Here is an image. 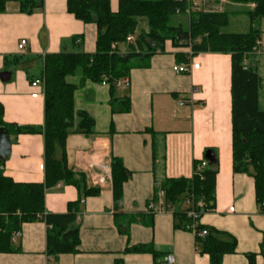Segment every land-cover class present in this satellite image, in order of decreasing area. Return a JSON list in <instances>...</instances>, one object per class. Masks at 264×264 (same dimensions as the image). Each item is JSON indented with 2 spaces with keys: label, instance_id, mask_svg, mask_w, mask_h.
<instances>
[{
  "label": "crops",
  "instance_id": "1",
  "mask_svg": "<svg viewBox=\"0 0 264 264\" xmlns=\"http://www.w3.org/2000/svg\"><path fill=\"white\" fill-rule=\"evenodd\" d=\"M67 1L43 0L31 13L21 11L19 1H9L0 13V104L10 125L43 126L45 85L32 82L42 78L48 54L96 52V24L77 19L68 11ZM109 1L117 12L119 0ZM211 1L236 5L230 0H210L202 6ZM22 39L27 46L20 50ZM260 39L264 41V33ZM134 46L127 41L118 51L134 53ZM135 51L127 76L130 86L117 88L113 95L109 83L83 79L80 74L67 78L77 86L75 110L87 111L95 120L94 134L71 131L68 135V167L84 173L89 164L101 163L106 153L120 159L130 176L117 208L112 185L95 187L98 193L83 195L79 203L73 225L79 236L76 252L50 254L48 226L36 219L22 224L13 237L19 250L0 253V264H165L169 253L176 264H210L209 256L197 250L195 234L179 226L173 210L148 209L158 200L156 193L161 192L158 187L164 179L192 177L196 161L210 163L205 158L208 149L218 160L216 204L200 223L236 238V252L226 254L223 264H250L251 254L255 264H264V211L256 199L255 181L233 169L231 54L193 52L195 65L180 73L173 67L183 63L178 54L188 56L189 48L167 41L163 51L147 47ZM246 58L261 79V106L264 53ZM3 72L8 76L2 79ZM112 98L117 111L112 110ZM181 100L184 105L179 104ZM6 134L11 152L0 159L5 175L16 182H43V133ZM78 199L76 186L60 182L47 189L44 213H66L69 203ZM140 245L148 249L128 250Z\"/></svg>",
  "mask_w": 264,
  "mask_h": 264
},
{
  "label": "trees",
  "instance_id": "2",
  "mask_svg": "<svg viewBox=\"0 0 264 264\" xmlns=\"http://www.w3.org/2000/svg\"><path fill=\"white\" fill-rule=\"evenodd\" d=\"M9 1H19L21 11L31 13L43 5V0H0V13ZM233 4H255L254 8L232 10H190L188 0H119V9L114 12L109 0H68L67 8L77 19L97 26L96 52H60L46 56L42 78L45 85L44 124L41 127L13 126L4 120V107L0 104V128L9 134L41 132L44 135L43 182H16L5 175L0 168V253L19 250L13 244V237L25 222H31L45 212L47 189L60 182L72 184L80 192V199L70 202L66 213H46L48 252L53 255L73 253L79 244L78 230L75 228L81 197L97 194L99 189L88 187L81 172L68 167L65 150L66 140L71 131L85 135L95 133V120L84 110H75L77 86L68 81L69 76L80 74L83 79L101 82L108 78L113 95L116 81L127 77L132 68V57L136 49L145 47L153 51H163L170 41L174 47L189 48L194 53L220 52L232 57V125H233V169L254 178L256 199L264 211V109L260 106L261 79L258 72L245 68L246 54L254 49L261 38V30L255 23L264 18V0H230ZM246 13L251 25L245 33H228L223 29L230 23L231 14ZM183 14L188 18V27L171 24V17ZM147 18L148 30L138 32L139 19ZM134 35L132 52L127 55L118 51L127 37ZM115 45V47H113ZM137 47V48H135ZM183 62L188 61L185 52L178 54ZM116 98H112V110L117 111ZM209 150V149H208ZM207 151V150H206ZM217 159V158H216ZM2 163V161H1ZM196 161L192 177L166 178L158 191L164 193V203L172 208L179 220V226L188 229L192 218L188 211L196 208L206 213L215 208L216 177L218 160L215 164L199 169ZM112 187L116 208L121 200L124 183L130 173L118 158H112ZM159 198V192L156 193ZM191 199L193 204L186 206ZM203 200L206 207H197ZM201 215V217H202ZM119 229L122 225L119 224ZM207 230L200 236L195 233L197 250L207 254L210 264H223L226 254L235 253L236 238L228 232L197 226V231ZM145 246L128 248L145 251ZM250 264H255L254 255H249ZM116 264H122L117 262Z\"/></svg>",
  "mask_w": 264,
  "mask_h": 264
},
{
  "label": "built area",
  "instance_id": "3",
  "mask_svg": "<svg viewBox=\"0 0 264 264\" xmlns=\"http://www.w3.org/2000/svg\"><path fill=\"white\" fill-rule=\"evenodd\" d=\"M191 4L190 10H200L203 9L202 2L203 1H210V0H188ZM251 8L255 7V4H249ZM136 40V37L134 35H129L127 37V41L132 43ZM27 46V40L22 39L18 45L19 49L22 50ZM115 47V45H113ZM258 53H264V41L262 39H258L256 46L254 49L250 52H248L246 55L250 54H258ZM193 51L190 49L188 53V61L183 62L181 64L175 65L173 67L174 71L176 72H189L190 69L195 65L192 60ZM246 56V57H247ZM244 59V65L245 68L248 67L247 58ZM40 83L44 84L43 78H37L35 81L32 82V85L36 86ZM103 84H107L108 78H105L102 81ZM130 86V79L129 77H124L122 79H119L116 81V88L124 89L128 88ZM180 105H184L185 101L181 100L179 102ZM111 162L112 159L109 158L108 153H106V156L103 161L99 164L91 163L84 169V176L86 180L87 186L90 187H105L108 185H112V169H111ZM208 166V162L203 160L201 161L199 169L205 168ZM193 204V201L191 199H187L185 201L186 206H191ZM197 207H206V203L203 200H200L197 203ZM264 207V205H263ZM148 209L151 211H164V210H172V208L167 207L164 203V193L161 191L159 193V198L157 201L151 202L148 206ZM202 213L199 212L196 208H192L188 211V216L192 218V223L188 226V229L192 231L194 234L197 233L200 236H204L207 234V230L203 229L202 231H197V226L200 225V219H201ZM46 213H41L38 215V218L41 220H45ZM165 264H176V258L173 254L169 253L165 256L164 259Z\"/></svg>",
  "mask_w": 264,
  "mask_h": 264
},
{
  "label": "rangeland",
  "instance_id": "4",
  "mask_svg": "<svg viewBox=\"0 0 264 264\" xmlns=\"http://www.w3.org/2000/svg\"><path fill=\"white\" fill-rule=\"evenodd\" d=\"M204 9L206 10H214V9H219V8H232V10H241V9H247L251 8L250 5L248 4H236V5H226V3L222 2H216V1H211V2H205L203 5ZM171 24H182L184 27H188V18L186 15L179 14V15H174L171 17L170 20ZM251 25L250 19L246 13L239 12L236 14H231L230 16V23L227 27L223 29L224 32L228 33H245L249 30ZM255 27L260 28L261 33H264V18L260 20L259 22L254 24ZM148 29V21L147 18H140L139 19V29L138 32L140 33L141 30H147ZM261 108H264V101L262 97V103H261Z\"/></svg>",
  "mask_w": 264,
  "mask_h": 264
},
{
  "label": "water",
  "instance_id": "5",
  "mask_svg": "<svg viewBox=\"0 0 264 264\" xmlns=\"http://www.w3.org/2000/svg\"><path fill=\"white\" fill-rule=\"evenodd\" d=\"M8 76L7 72H3L1 74L2 79ZM11 152V140L8 137V135L6 134V128L5 127H1L0 128V159H5L9 156ZM205 158L211 163V164H215L217 159L216 156L214 154V152L209 149L206 151L205 154Z\"/></svg>",
  "mask_w": 264,
  "mask_h": 264
}]
</instances>
